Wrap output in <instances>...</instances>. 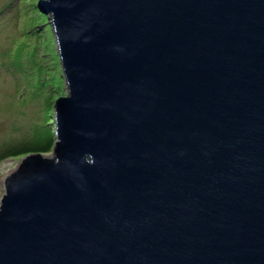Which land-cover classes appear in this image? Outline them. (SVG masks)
Segmentation results:
<instances>
[{"label": "water", "instance_id": "water-1", "mask_svg": "<svg viewBox=\"0 0 264 264\" xmlns=\"http://www.w3.org/2000/svg\"><path fill=\"white\" fill-rule=\"evenodd\" d=\"M57 142L7 171L0 264H264V0H41Z\"/></svg>", "mask_w": 264, "mask_h": 264}, {"label": "rangeland", "instance_id": "rangeland-1", "mask_svg": "<svg viewBox=\"0 0 264 264\" xmlns=\"http://www.w3.org/2000/svg\"><path fill=\"white\" fill-rule=\"evenodd\" d=\"M41 0H0V197L8 168L57 142L54 103L67 96L58 43Z\"/></svg>", "mask_w": 264, "mask_h": 264}, {"label": "trees", "instance_id": "trees-1", "mask_svg": "<svg viewBox=\"0 0 264 264\" xmlns=\"http://www.w3.org/2000/svg\"><path fill=\"white\" fill-rule=\"evenodd\" d=\"M55 118H56V117H55V115H54V117H52V120H54V121H55ZM55 124H56V123H55Z\"/></svg>", "mask_w": 264, "mask_h": 264}]
</instances>
